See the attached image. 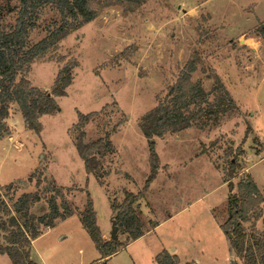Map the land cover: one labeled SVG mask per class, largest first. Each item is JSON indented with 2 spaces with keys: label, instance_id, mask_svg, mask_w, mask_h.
Listing matches in <instances>:
<instances>
[{
  "label": "rangeland",
  "instance_id": "374dc122",
  "mask_svg": "<svg viewBox=\"0 0 264 264\" xmlns=\"http://www.w3.org/2000/svg\"><path fill=\"white\" fill-rule=\"evenodd\" d=\"M0 4L2 22L10 27L19 1ZM59 18L54 6L41 8L30 44L42 39ZM262 23L264 0H148L135 11H125L120 4L104 7L94 21L32 64L27 74L32 84L51 91L59 69L70 60L78 62L68 94L57 98L59 111L41 117V133L28 129L19 106L10 104L4 120L9 133L0 136L4 200L12 206L23 193L38 192L41 200L31 212L40 216L49 211L52 180L65 190L72 188L67 198L80 209L86 193L78 188H87L101 224L110 228L111 203H122L125 191L142 190L150 173L148 139L139 127L140 118L166 100L197 52L202 61L192 81L201 80L209 91V73L217 72L237 108L218 117L206 115L204 130L191 127L155 138L160 170L139 201L147 233L112 263L124 264L127 253H136L140 264H155L151 254L164 245L172 251L178 246L187 264H232L237 258L221 229L229 217L228 180L238 193L239 184L252 176L264 195V36L258 33ZM79 111L97 113L84 127L86 141L110 133L115 146L101 160L103 184L86 172L75 145L73 125ZM233 157L240 167L231 177ZM10 182L13 188L5 190ZM14 215L15 225L23 223ZM252 222L246 223L249 229ZM118 237L122 242L128 239L120 230Z\"/></svg>",
  "mask_w": 264,
  "mask_h": 264
},
{
  "label": "trees",
  "instance_id": "16d2710c",
  "mask_svg": "<svg viewBox=\"0 0 264 264\" xmlns=\"http://www.w3.org/2000/svg\"><path fill=\"white\" fill-rule=\"evenodd\" d=\"M17 18L10 27L2 22L3 8L0 4V136L9 133L5 129L4 120L9 116L10 104L16 103L24 117L28 129L40 134L43 128L41 117L59 111L57 98L66 96L67 89L74 81L73 70L78 66L75 60L68 61L59 69L51 91L34 86L27 74L32 64L39 58L45 57L51 50L59 48L60 42L85 24L94 21L100 11L109 5L120 4L125 11H135L148 0H18ZM46 5H52L59 14L53 28L34 44H30V32L36 27L39 10ZM258 33L264 36V23L258 28ZM60 57L59 60H62ZM202 59L196 52L184 65L181 73L171 88L166 100L146 112L139 121V127L148 139L150 173L142 190L138 193L125 191V198L119 205L111 203L114 219L123 234L128 235L126 242L104 239L97 220V211L90 191L85 188L78 190L86 193V202L81 210L67 198L68 187H59L52 180L48 190L49 211L40 216L31 212V208L41 200L38 192H25L10 206L4 200L0 189V252L6 253L13 264H39L31 258L32 241L44 229L54 227L59 220L72 215L80 216L96 248L102 263L108 264L107 258L116 254L132 240L145 234V222L142 218L140 200L146 197L151 183L156 179L161 161L156 151V137L175 134L191 127L204 130L207 127L206 115L218 117L221 114L236 110L237 104L222 78L217 72L209 73L213 78L211 90L206 91L201 80L192 81V74L198 70ZM213 95V100H210ZM191 106H193L191 108ZM97 115L96 112H78V121L73 125L75 145L84 161L88 174L101 178L102 159L115 151L111 134L92 141H86L84 127ZM5 130V131H4ZM240 164L236 157L229 161V176H236ZM39 178L37 183H41ZM10 183L5 190L13 188ZM230 189L228 205L229 217L221 224L226 235L230 250L243 264H264V230H259L255 223L264 212V195L252 176L239 184L238 193L233 192V183L229 179ZM14 213L23 218V223L14 224ZM6 216L7 218H3ZM251 228L246 226L251 222ZM43 225V226H42ZM42 226V227H41ZM157 226V225H155ZM237 259L232 264H238ZM157 264H179L177 254L164 249L155 257Z\"/></svg>",
  "mask_w": 264,
  "mask_h": 264
},
{
  "label": "crops",
  "instance_id": "0c3cea01",
  "mask_svg": "<svg viewBox=\"0 0 264 264\" xmlns=\"http://www.w3.org/2000/svg\"><path fill=\"white\" fill-rule=\"evenodd\" d=\"M16 148L17 150H20L18 147ZM13 160L16 162L17 158H14ZM4 161L5 160L0 161V169L4 164ZM2 185L3 184L0 183V186ZM95 209H96V205H95ZM110 211H111L110 228L104 227L101 224V220L99 218V214L97 211L98 224L101 228L102 235L106 240H109L111 238L113 231L114 219H112V217L114 215L111 206H110ZM256 226L259 230H264V212L262 217L256 222ZM146 233L147 232H145V234ZM145 234L136 240L130 241L124 247H122L116 254L108 257L107 258L108 264H113L112 259L115 256L122 254V252L124 251L127 252L128 247H130L138 240L142 239L145 236ZM120 240L122 241V239ZM172 247L175 248L174 251H172L173 249L171 248L167 249L164 245H157L155 251L152 252L151 254L152 261H154L155 264H157L155 261V257L161 251L167 249L170 250L171 253L178 255L179 264H187L188 261L187 259H184L183 256L180 254V249L178 248V246H172ZM127 254H128L127 256L128 262L126 260L124 264H140V258L136 253L132 255L129 253ZM76 256H78V261L74 260ZM31 258L39 264H101L102 263L101 255L100 253H98V250L96 249V246L93 240L91 239L90 235L83 227L80 216L78 214L72 215L64 220L57 221L54 227L44 229L42 233L32 241ZM0 264H13V262L8 254L0 252Z\"/></svg>",
  "mask_w": 264,
  "mask_h": 264
},
{
  "label": "water",
  "instance_id": "95a60500",
  "mask_svg": "<svg viewBox=\"0 0 264 264\" xmlns=\"http://www.w3.org/2000/svg\"><path fill=\"white\" fill-rule=\"evenodd\" d=\"M118 230H119V227L116 223V220L114 219L113 220V231H112L111 239L118 240Z\"/></svg>",
  "mask_w": 264,
  "mask_h": 264
}]
</instances>
